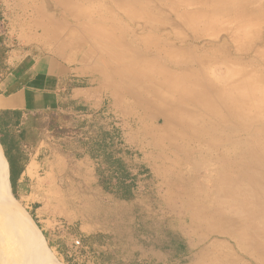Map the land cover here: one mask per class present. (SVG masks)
Returning a JSON list of instances; mask_svg holds the SVG:
<instances>
[{
	"label": "rangeland",
	"instance_id": "374dc122",
	"mask_svg": "<svg viewBox=\"0 0 264 264\" xmlns=\"http://www.w3.org/2000/svg\"><path fill=\"white\" fill-rule=\"evenodd\" d=\"M59 1L4 0L3 47L40 9L68 17ZM73 7L70 22L89 25L85 64L102 95L92 114L78 101L46 112L33 178L13 203L0 196V264H105L76 243L99 232L86 243L110 264H264V0ZM94 115L133 152L120 154L142 173L132 201L103 190L79 143Z\"/></svg>",
	"mask_w": 264,
	"mask_h": 264
},
{
	"label": "crops",
	"instance_id": "0c3cea01",
	"mask_svg": "<svg viewBox=\"0 0 264 264\" xmlns=\"http://www.w3.org/2000/svg\"><path fill=\"white\" fill-rule=\"evenodd\" d=\"M3 1L0 0V5ZM75 1H67L69 15L74 14ZM57 4L63 5L59 0ZM19 5L23 8V0ZM69 15L56 16L40 9L32 17L19 20V30L10 35V38L15 36L16 44L9 40V35L5 36L8 42L5 43L8 47L5 61L9 72L4 74L0 69V147L8 163L10 183L11 178L17 180L15 189L11 183L12 192L24 191V182L33 178L32 173L40 164L38 159L45 128L39 134L35 149L32 140L22 145L20 153L28 158L24 168L14 150L18 138L14 132L28 125L33 117L59 109L65 102L78 101L91 109L102 95L95 79L88 78L91 69L85 64L93 41L89 25L74 24ZM2 23L0 12V27ZM3 32L0 28V49L3 47ZM31 163L35 165L29 172Z\"/></svg>",
	"mask_w": 264,
	"mask_h": 264
},
{
	"label": "trees",
	"instance_id": "16d2710c",
	"mask_svg": "<svg viewBox=\"0 0 264 264\" xmlns=\"http://www.w3.org/2000/svg\"><path fill=\"white\" fill-rule=\"evenodd\" d=\"M5 54H7V49L2 47L0 49V69L4 74L9 72V67L5 63ZM78 110L86 114H92L94 112L93 109L84 105H78ZM45 115L46 113H42L37 117H33L28 125L19 129L20 131L14 132L15 135L18 134V138L14 143V150L21 159L22 168L25 167L28 161V158L20 153L22 151V145L30 143L32 140L33 149L38 146L39 134L46 127ZM101 116H104L103 113H101ZM97 118L102 119L103 117L100 118L94 115V119H84L82 126L88 125L89 127L87 131H84V136L87 139H80L79 143L86 147L85 153L90 155L92 159L98 161L96 175L103 190L120 200L132 201L137 196V183L142 173H134L124 157L120 155L121 153L133 154L132 151L125 149L123 146L124 139L121 130L115 127L113 123H104L97 120ZM28 130L29 133L27 132ZM11 183L15 189L17 180L11 178ZM103 237L105 235L102 232L91 234L88 237L81 238L80 243L82 242L83 247L88 245L91 249H96L100 255L101 262L110 264L112 259L107 257L110 252L94 247L96 239ZM90 240L94 241V243H86V241ZM116 264L123 263L118 259Z\"/></svg>",
	"mask_w": 264,
	"mask_h": 264
},
{
	"label": "bare ground",
	"instance_id": "6f19581e",
	"mask_svg": "<svg viewBox=\"0 0 264 264\" xmlns=\"http://www.w3.org/2000/svg\"><path fill=\"white\" fill-rule=\"evenodd\" d=\"M32 168H33L32 165H29V167H28L29 172H32ZM8 195H10V197L14 199V197L12 195L11 183H10V180H9L8 163H7L6 159H5V157L3 156L2 149L0 148V196L6 198V197H9ZM6 199H8V198H6ZM6 201L11 202V201H9V199L5 200V202ZM11 203H13V202H11ZM260 209H261L262 212H264V206L261 207ZM15 212L17 213V211H15ZM22 216H24L32 225L35 226V228H37L36 225L34 224L33 220L27 214L26 215L22 214ZM253 255H255V254H253ZM256 256L260 257L261 256V252L257 251Z\"/></svg>",
	"mask_w": 264,
	"mask_h": 264
},
{
	"label": "built area",
	"instance_id": "2783aa9c",
	"mask_svg": "<svg viewBox=\"0 0 264 264\" xmlns=\"http://www.w3.org/2000/svg\"><path fill=\"white\" fill-rule=\"evenodd\" d=\"M76 243L79 245L80 244V241H77Z\"/></svg>",
	"mask_w": 264,
	"mask_h": 264
}]
</instances>
